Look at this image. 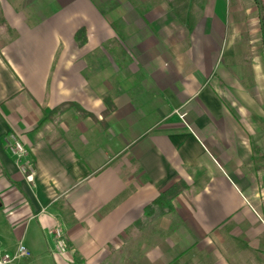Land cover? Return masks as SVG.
Segmentation results:
<instances>
[{"label":"crops","instance_id":"obj_1","mask_svg":"<svg viewBox=\"0 0 264 264\" xmlns=\"http://www.w3.org/2000/svg\"><path fill=\"white\" fill-rule=\"evenodd\" d=\"M103 3L0 0V248L29 251L10 264H264L262 19L163 4L153 31L121 34L132 6ZM178 181L171 210L144 213Z\"/></svg>","mask_w":264,"mask_h":264},{"label":"rangeland","instance_id":"obj_2","mask_svg":"<svg viewBox=\"0 0 264 264\" xmlns=\"http://www.w3.org/2000/svg\"><path fill=\"white\" fill-rule=\"evenodd\" d=\"M202 1L203 0H104V3L100 4L101 5L100 8H103L102 10L119 9L123 11L122 7L130 4L133 8L134 15L136 17L135 21H130L127 24L124 23L122 20H118L116 21L115 26L117 27V29L121 34L123 33L132 34L134 32L147 33L153 31L152 26L145 21L143 16L147 12L150 11L160 12L163 9L161 5L164 4L168 8H174L176 10L178 9L179 14L189 13V14H193V17H196V15H198V12L200 10L197 4L199 2H201L202 4ZM226 1H228L229 3V11H232L230 12L231 15H233L234 18L241 19L242 21L243 19L245 20L250 15H257V17H260V8L258 7L259 3L262 4L264 9V0H226ZM105 47L106 46H103V48ZM114 47L115 49H117L118 45L115 44ZM106 50L110 56L113 55L111 48H108ZM96 58L97 56L96 53L94 52L93 54H91V56L88 59L94 63ZM105 61L106 60L104 58V62ZM155 237L157 236L154 235V238Z\"/></svg>","mask_w":264,"mask_h":264},{"label":"built area","instance_id":"obj_3","mask_svg":"<svg viewBox=\"0 0 264 264\" xmlns=\"http://www.w3.org/2000/svg\"><path fill=\"white\" fill-rule=\"evenodd\" d=\"M4 148L5 150L11 154L18 163V170L20 173L25 174L29 166L27 165L28 162L24 160V157L27 155V149L21 143L19 138L15 134H9L4 138ZM25 178L27 180L30 179L29 174H25ZM52 237V246L53 250L57 254H62L66 250V242L63 237L62 231L58 225H56L51 233ZM30 253L27 248L18 243L14 251L9 252L2 250L0 248V264H10L12 261L19 259V258H27L29 257Z\"/></svg>","mask_w":264,"mask_h":264},{"label":"trees","instance_id":"obj_4","mask_svg":"<svg viewBox=\"0 0 264 264\" xmlns=\"http://www.w3.org/2000/svg\"><path fill=\"white\" fill-rule=\"evenodd\" d=\"M258 7L260 8V17L261 19L264 17V9L261 3H259ZM85 29L83 27L77 29L74 33V38L76 41L79 42V44H83L85 42ZM78 108V107H76ZM60 109H62V106L53 108L49 111V113L53 114L55 112H58ZM79 110V108H78ZM82 111V110H81ZM82 114H89L82 111ZM186 188V185L183 181H178L171 185L169 188L164 190L160 193V195L154 200V202L150 205H148L144 209V213L151 212L153 213L152 217H156L160 214L165 213L168 210H171V201L172 199L177 196L182 190ZM148 214V213H147Z\"/></svg>","mask_w":264,"mask_h":264},{"label":"water","instance_id":"obj_5","mask_svg":"<svg viewBox=\"0 0 264 264\" xmlns=\"http://www.w3.org/2000/svg\"><path fill=\"white\" fill-rule=\"evenodd\" d=\"M262 23H263V27H264V17L262 18Z\"/></svg>","mask_w":264,"mask_h":264}]
</instances>
